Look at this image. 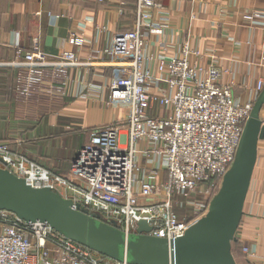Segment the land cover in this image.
I'll return each mask as SVG.
<instances>
[{"label":"built area","instance_id":"2783aa9c","mask_svg":"<svg viewBox=\"0 0 264 264\" xmlns=\"http://www.w3.org/2000/svg\"><path fill=\"white\" fill-rule=\"evenodd\" d=\"M160 9L157 0H137L133 28L111 35L107 47L93 50L85 62L69 49L50 56L36 42L30 50L18 48L17 59L7 63L24 68L18 89L26 95L34 84L44 83L49 94L64 96L73 68L99 67L100 80L79 82L75 95L125 107L124 120L90 130L68 174L40 165L7 142H0V166L34 188L49 187L71 200L74 209L95 218L100 215L99 221L120 230L127 240L137 234L142 219L151 226L146 234L172 241L207 214L264 89L261 76L247 87L248 99L241 101L234 81L222 82L227 70L202 64L203 53L188 41L174 53L165 44L159 53L150 51V35L165 28L164 19H153V12ZM261 17L259 12L245 15L248 21ZM86 20L71 31L78 45L89 41ZM106 30L98 26L96 37ZM106 56L110 61L102 60ZM258 62L264 68V51ZM105 68H111V74ZM236 236L237 232L241 252L253 255ZM0 264L132 263L68 239L46 222L25 221L0 209Z\"/></svg>","mask_w":264,"mask_h":264},{"label":"crops","instance_id":"0c3cea01","mask_svg":"<svg viewBox=\"0 0 264 264\" xmlns=\"http://www.w3.org/2000/svg\"><path fill=\"white\" fill-rule=\"evenodd\" d=\"M157 1L162 9L153 12V19H164L165 28L150 35L149 50L159 53L165 44L168 51L174 53L180 43L188 41L192 48L203 53L199 60L202 64L227 70L222 82L233 80L235 95L246 101L249 97L247 87H253L264 76V68L258 65L264 51V18L248 21L245 15L249 12L264 15V0ZM136 3L137 0H0V63H5L0 64V142L10 143L20 152L23 144H32L33 150L28 148L32 153L41 151L38 157L53 163L45 166L28 155L32 160L56 173L68 174L90 130L124 120L125 107L85 101L75 95L79 82L100 80L99 67L73 68L68 93L64 96L49 94L44 83L34 84L26 95L18 89L20 74H26L24 68L7 63L17 59L18 48L27 51L36 42L50 56L69 49L77 52L79 59L85 62L93 50L107 47L111 35L133 28ZM85 19L84 32L89 41L78 45L71 39V31ZM98 26H106L107 30L96 37ZM102 60L110 61L108 56ZM104 70L106 74L112 72L111 68ZM33 111L36 112L32 115ZM34 119L36 123H32ZM71 127L78 128L81 136H77L78 132L70 135L66 130ZM65 135L68 136L62 140H54ZM74 136L76 142L72 139ZM67 145L74 150L72 155H66L70 151ZM236 237L248 245L253 254L241 252L238 264H264L263 142L259 145Z\"/></svg>","mask_w":264,"mask_h":264},{"label":"water","instance_id":"95a60500","mask_svg":"<svg viewBox=\"0 0 264 264\" xmlns=\"http://www.w3.org/2000/svg\"><path fill=\"white\" fill-rule=\"evenodd\" d=\"M264 89L246 121L236 158L212 198L209 211L175 240L150 236L151 226L142 219L137 234L128 240L109 224L73 208L49 187L34 188L0 166V209L25 221H41L56 231L106 257L132 264H238L232 245L243 216L258 159L259 142L264 139L260 117Z\"/></svg>","mask_w":264,"mask_h":264},{"label":"rangeland","instance_id":"374dc122","mask_svg":"<svg viewBox=\"0 0 264 264\" xmlns=\"http://www.w3.org/2000/svg\"><path fill=\"white\" fill-rule=\"evenodd\" d=\"M35 110V109H34ZM36 111H33L32 112V115L35 113ZM260 117H261V119H262V121L264 122V107H263V109H262V111H261V114H260ZM36 119H34L33 121H32V123H36ZM67 123V122H66ZM73 128V129H72ZM55 129H60V128H55ZM62 129V128H61ZM78 128H76V127H71L70 129H67L66 131H70L71 132V134L70 135H74V134H76L75 132H78V130H77ZM63 130V129H62ZM78 135L77 136H81V133L80 132H78L77 133ZM54 135H57V133H54ZM68 135H65V136H63V137H59L57 140H56V137H55V141L57 142V141H59V140H62L63 138H65V137H67ZM76 136H74L72 139L73 140H75L76 138H75ZM49 140H53V139H49ZM73 140H72V142H73ZM74 142H76V140L74 141ZM40 144H42V143H40ZM28 144H23V148L21 149V151L22 152H24V153H26L27 155H29L31 158H33L34 160H36L37 162H39V163H41V164H44L45 166H48L47 164H49L50 166H51V164L53 163L51 160H46L45 158V160H43L42 158H40V157H38V154L39 153H41V151H39V152H34V153H32L28 148H30L31 150H33L32 148H31V146H32V144L31 145H28ZM35 144H33V146H34ZM72 145H73V143H72ZM25 146V147H24ZM24 148H26V149H24ZM38 148V147H37ZM36 148V149H37ZM81 148V147H80ZM67 149L68 150H70L69 152H67L68 154H66L67 156H69L70 154L72 155V153L74 152V150L73 149H71V146H68L67 145ZM77 152H78V150H77ZM70 153V154H69ZM77 154V153H76ZM61 161H65V159H61ZM178 209V213H180L181 215H183L184 214V210H182V209H180V208H177ZM234 246V245H233ZM236 261H237V263L239 262V260H240V256L238 255V256H236Z\"/></svg>","mask_w":264,"mask_h":264},{"label":"trees","instance_id":"16d2710c","mask_svg":"<svg viewBox=\"0 0 264 264\" xmlns=\"http://www.w3.org/2000/svg\"><path fill=\"white\" fill-rule=\"evenodd\" d=\"M233 245H232V252H233L234 257L236 258V256H238V255L240 256V253H241V245L239 244V242H237V240H235L233 242Z\"/></svg>","mask_w":264,"mask_h":264}]
</instances>
